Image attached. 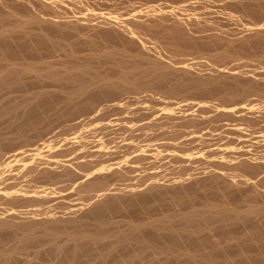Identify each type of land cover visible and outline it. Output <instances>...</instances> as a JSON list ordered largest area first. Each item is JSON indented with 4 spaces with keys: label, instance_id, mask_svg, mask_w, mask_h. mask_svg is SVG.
I'll return each instance as SVG.
<instances>
[{
    "label": "bare ground",
    "instance_id": "1",
    "mask_svg": "<svg viewBox=\"0 0 264 264\" xmlns=\"http://www.w3.org/2000/svg\"><path fill=\"white\" fill-rule=\"evenodd\" d=\"M113 3L0 0V99L22 98L0 112V264H264V101L158 114L136 71L195 80L196 61H165L158 40L232 46L188 25L199 34L254 14L239 46L264 45V0L155 2L126 17L100 8ZM215 71L227 100L264 92V68ZM69 200L66 216L22 208Z\"/></svg>",
    "mask_w": 264,
    "mask_h": 264
},
{
    "label": "rangeland",
    "instance_id": "2",
    "mask_svg": "<svg viewBox=\"0 0 264 264\" xmlns=\"http://www.w3.org/2000/svg\"><path fill=\"white\" fill-rule=\"evenodd\" d=\"M179 0H114L113 4H108L106 6L102 5L100 8L104 9L107 7V11H114L122 14L123 16H130L135 11L139 9H145L148 5L158 2H176ZM262 18L254 15L248 14L243 15L242 20H230L227 21L219 20L224 25L220 26V29L214 28L212 30H206L202 33H194L191 30V26L188 25V32L195 38L201 37L204 39L208 34L216 33L222 38H226L231 41V45L227 44H216V45H201V41H193L195 43H188L186 45L177 46L178 50H175L173 46H167L161 40H158V46L152 49L153 54L160 55L165 61L172 60H182L189 59L190 61H196L193 64L192 69L188 73L191 78H195L192 80H185V75L181 71H174L169 74L160 75V70H157L153 74H148L146 72L147 68L151 67L150 64H140L136 66L137 75L145 83V86L141 88L140 95L142 97L146 96L150 105L149 108L158 114L161 113L162 109L169 104L176 109L178 114L188 112L190 101H198V100H208L211 105V109H215V105L218 104H233L246 102L252 103L255 107H258L263 104L264 101V92L261 91H253L249 94L240 95L235 98L234 101L227 100L224 96V91L221 89V86L218 84L222 81L225 75H221L216 72V66L224 65L227 67L233 65H239L240 69L243 71H247L250 69L261 70L264 68V45H256L251 47H241L239 43L242 39H246L249 35L247 31H243V33H238L241 29L246 28L244 25L245 22H254L258 21ZM226 24V25H225ZM237 29V31H236ZM183 43V42H182ZM87 52V50H83L82 53ZM212 74L216 78L214 81L208 80V75ZM231 87V85H226ZM204 87H209V91H203ZM21 96L18 94H14L11 97H6L4 99H0V112L4 110L11 101L19 102L21 101ZM179 103V104H178ZM195 111L198 107H193ZM200 110V109H199ZM197 110L196 112H199ZM200 114L201 111L199 112ZM225 117V116H224ZM234 123V122H233ZM79 129V127L71 126L68 124H64L59 127L56 131L59 133H66L69 136H74V133ZM65 135H62L58 139L63 138ZM77 201H66L60 203H54L52 206H48L47 204H39V205H31L22 208H38V216L46 217L49 216L50 212L48 208H52V212H56L60 216H66L70 207L73 203ZM9 205L0 204V212H2L3 208H8ZM180 208H171L170 212H174L179 210ZM77 213H81L79 210ZM117 220H121L122 217L117 216ZM124 223L118 222L117 228H124ZM15 243L14 235H7L4 238V247L11 248ZM39 248V244L36 243L32 246L28 247V250L34 252ZM34 255V254H33ZM32 255V256H33ZM153 258L150 257L146 264H150L153 262L151 260ZM208 263V262H206ZM224 264L223 260L220 262ZM17 264H23L22 262H18ZM106 264H112V261L107 259ZM169 264H192V262L186 257H180L176 259H172L169 261Z\"/></svg>",
    "mask_w": 264,
    "mask_h": 264
}]
</instances>
